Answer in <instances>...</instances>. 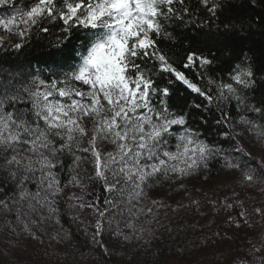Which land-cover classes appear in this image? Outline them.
<instances>
[{
	"label": "snow or ice",
	"instance_id": "obj_1",
	"mask_svg": "<svg viewBox=\"0 0 264 264\" xmlns=\"http://www.w3.org/2000/svg\"><path fill=\"white\" fill-rule=\"evenodd\" d=\"M198 2L212 17L222 8L220 0ZM186 3L30 0L22 7L17 0H0V8L9 10L0 15V46L15 36L21 41L14 45L19 50L34 29L48 33L45 24H59L61 33L50 53L51 63L61 72L47 78L38 71L0 76V210L15 211L16 221L28 236L39 239L32 226L39 227L59 212L57 198L67 186H62L60 179L65 170L70 176L68 183L79 186V170L90 161L92 179L102 182L111 197H104L103 203L121 210L125 201L131 204L154 182L191 176L201 166L207 168V161L219 154L218 147L191 128L187 111L177 112L169 106L171 89L158 84L157 78L167 76L169 85L180 82L207 101L206 105L194 104L196 109L209 111L212 105L219 109L221 104L228 107L235 101L236 109L245 113L239 122L264 144V100L253 103L247 95L255 78L246 53L228 70L227 80L208 77V87H201L160 49L159 39L173 38L168 24L191 13ZM74 32H80L82 39L78 38L79 48L69 56L65 47ZM186 61L183 68L198 65L205 72L215 63L214 58L195 52L188 53ZM220 112L216 122L228 129L221 135L235 139L230 113ZM234 151L250 159L239 141ZM224 159L228 169H247L243 180L249 185L264 177V162L252 167L247 161ZM78 207L95 210L92 242L107 255L103 243L107 209L95 202ZM126 210L132 214L131 208ZM254 211L264 217V209ZM32 215L39 219L31 223L23 219ZM239 215L246 217V210ZM125 227L133 229L134 225ZM114 234L130 239L120 231L119 222ZM260 250L254 247V251Z\"/></svg>",
	"mask_w": 264,
	"mask_h": 264
},
{
	"label": "trees",
	"instance_id": "obj_2",
	"mask_svg": "<svg viewBox=\"0 0 264 264\" xmlns=\"http://www.w3.org/2000/svg\"><path fill=\"white\" fill-rule=\"evenodd\" d=\"M29 2L17 0L18 6L22 7H27ZM220 2L221 10L212 17L198 0H187L185 6L191 13L183 20L168 24L173 38L159 39V47L179 70L201 87H208V77L227 80L228 70L241 62L246 53L255 78L247 95L251 102L257 103L264 100V0ZM7 11L0 8V15ZM44 26L50 29L48 33L34 29L19 50L14 48L16 43H21L18 37L5 40L0 46V76L38 71L47 78L62 71L51 63L50 55L52 45L61 35L60 26ZM78 38L82 39L81 33L74 32L65 47L67 55H74L73 49L79 48ZM190 52L210 56L215 63L206 72L198 65L185 69L183 64ZM168 79L167 76L157 78V83L171 89L169 106L177 112L187 111L191 128L200 132L201 139L220 149L219 154L207 161V168L201 166L191 176L154 182L131 204L125 201L121 210L103 203L104 197H111L104 191L102 182L92 179L94 171L90 161L79 170V186L68 183L70 176L65 170L60 179L62 186H67L57 198L59 212L39 227L32 226L39 239L22 231L21 224L15 219V211L0 210V264H240L241 260L246 264H260L264 258V247H261L264 244V217L254 210L264 209V177L249 185L243 180V172L247 169L226 168L224 157L259 167L264 162V144L258 143L239 122L245 113L236 109L235 101L228 107L221 104L219 109L215 105L209 111L196 109L194 104L206 105L207 101L180 82L169 85ZM221 109L230 113V131L235 139L221 135L228 130L216 122L220 119ZM237 141L250 154V159L234 151ZM90 202L99 204L102 210L107 209L103 236L107 255L92 242L95 210L78 207ZM127 208L132 209L131 215ZM245 210L247 216L241 217L239 214ZM23 219L31 223L39 217L32 215ZM109 221H112L111 225ZM117 222L129 240L114 234ZM127 223H132L134 228L125 227ZM254 247L261 250L254 251Z\"/></svg>",
	"mask_w": 264,
	"mask_h": 264
}]
</instances>
